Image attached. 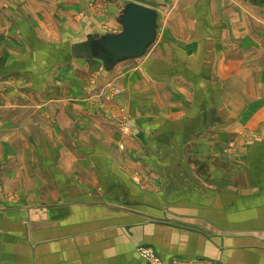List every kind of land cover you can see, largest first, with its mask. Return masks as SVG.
Instances as JSON below:
<instances>
[{"label":"crops","instance_id":"crops-1","mask_svg":"<svg viewBox=\"0 0 264 264\" xmlns=\"http://www.w3.org/2000/svg\"><path fill=\"white\" fill-rule=\"evenodd\" d=\"M133 1L142 56L76 54ZM227 227L264 228V0H0V264H264Z\"/></svg>","mask_w":264,"mask_h":264},{"label":"water","instance_id":"water-1","mask_svg":"<svg viewBox=\"0 0 264 264\" xmlns=\"http://www.w3.org/2000/svg\"><path fill=\"white\" fill-rule=\"evenodd\" d=\"M119 34L89 35L74 49L77 55L102 58L106 65L142 56L156 38L157 12L146 4L129 3L120 19Z\"/></svg>","mask_w":264,"mask_h":264},{"label":"rangeland","instance_id":"rangeland-1","mask_svg":"<svg viewBox=\"0 0 264 264\" xmlns=\"http://www.w3.org/2000/svg\"><path fill=\"white\" fill-rule=\"evenodd\" d=\"M160 21L163 22V18H161ZM47 54H48V56H50V54H51L50 51L47 50ZM98 71H99L98 72L99 74L94 76V77L92 76V78L90 79V84L93 82L95 85L100 86L102 84V82H104V79L100 77V75L102 74V69L100 68ZM108 93H110L108 95V97H111L110 100L115 99L116 96H119V94H120V88L115 83H110L109 88H108ZM112 106L116 107L114 105H112ZM240 137L244 138V139L251 140V139H255L257 137V135L254 134L253 131H249V129H244L240 132ZM231 145H234V147H232V146L230 147V145L228 147H225V152L230 156H231L230 151L232 149L236 150V147H237L236 143H231ZM202 172H203L202 170L197 171L198 174H202ZM201 179L203 180V178H201ZM205 180H207V178H205ZM15 197L17 198L18 196H15ZM209 225H210V229H212L213 231H220V229L215 228L213 225H211V224H209ZM222 229H226V232H225L226 235L227 234L229 235V233H234V235H239V234L245 235L248 233L256 234V235H258V234L264 235V228H259V227H227V228H222ZM239 238H242V237H239ZM233 239H235V238H233ZM249 239H251V236H249ZM254 239H257V238L254 237ZM238 240H241V239H238ZM256 241H258V242L251 243V242L247 241V242H244L243 245H242V243H240L238 246H243V247H249V246L252 247L253 246V247H259V248L263 249L264 248V244H263L264 242H262L260 239H258ZM247 251H248V249H240L239 248V253L237 255L240 257V260H241L239 262V264H247L248 260H250L252 258L251 256L248 255L249 253H247ZM257 257H260V256H256L255 258H257ZM197 259L198 258H196L192 261H195ZM201 260H203V262H205V264H218L216 261L210 260V258H205V259L201 258ZM256 261H258V260L256 259ZM260 261L262 264V258H260ZM183 262H179L178 264H181Z\"/></svg>","mask_w":264,"mask_h":264},{"label":"built area","instance_id":"built-area-1","mask_svg":"<svg viewBox=\"0 0 264 264\" xmlns=\"http://www.w3.org/2000/svg\"><path fill=\"white\" fill-rule=\"evenodd\" d=\"M139 250L140 252H142L144 257L148 260L149 264H163V261L160 259L158 254H156L155 252H152L150 249L146 247H141L139 248ZM181 264H205V262H203V260L201 259H197L195 261H192V260L184 261Z\"/></svg>","mask_w":264,"mask_h":264}]
</instances>
